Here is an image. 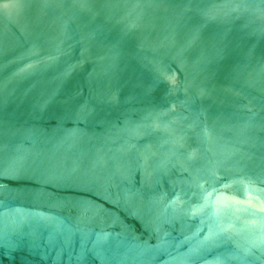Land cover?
Instances as JSON below:
<instances>
[{"label":"water","instance_id":"obj_1","mask_svg":"<svg viewBox=\"0 0 264 264\" xmlns=\"http://www.w3.org/2000/svg\"><path fill=\"white\" fill-rule=\"evenodd\" d=\"M0 264H264V0H0Z\"/></svg>","mask_w":264,"mask_h":264}]
</instances>
